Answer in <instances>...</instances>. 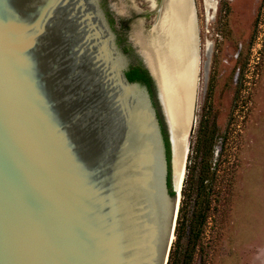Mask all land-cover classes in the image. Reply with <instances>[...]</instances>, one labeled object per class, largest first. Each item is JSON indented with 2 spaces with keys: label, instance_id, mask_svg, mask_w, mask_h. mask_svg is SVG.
Masks as SVG:
<instances>
[{
  "label": "water",
  "instance_id": "obj_1",
  "mask_svg": "<svg viewBox=\"0 0 264 264\" xmlns=\"http://www.w3.org/2000/svg\"><path fill=\"white\" fill-rule=\"evenodd\" d=\"M153 1L142 35L156 31L167 0ZM136 45L158 87L171 161L101 0H0V264L169 263L195 76L181 93L177 167L159 77Z\"/></svg>",
  "mask_w": 264,
  "mask_h": 264
},
{
  "label": "rangeland",
  "instance_id": "obj_2",
  "mask_svg": "<svg viewBox=\"0 0 264 264\" xmlns=\"http://www.w3.org/2000/svg\"><path fill=\"white\" fill-rule=\"evenodd\" d=\"M193 1L200 76L168 264H264V0ZM101 3L138 44L148 2Z\"/></svg>",
  "mask_w": 264,
  "mask_h": 264
},
{
  "label": "bare ground",
  "instance_id": "obj_3",
  "mask_svg": "<svg viewBox=\"0 0 264 264\" xmlns=\"http://www.w3.org/2000/svg\"><path fill=\"white\" fill-rule=\"evenodd\" d=\"M205 2L207 4V11L214 9L208 0ZM148 3L151 4V7L154 6L153 0H148ZM135 38L140 42V46L143 53L147 56L149 65L159 77L163 89V102L165 104L166 114L173 130V138L175 140V165L178 167L179 156H181L182 152V131L184 124L187 125L184 109L186 107V100L182 97L181 93L182 91L186 92L188 89L190 90L191 78L195 76L193 88L196 89L194 91L196 92L195 97L197 98L200 76V57L198 55L200 51L197 47L198 35L196 23H193L192 16H190L189 9H187V1L167 0L156 31L148 36L136 32ZM186 74H189V81L185 79ZM182 105L184 111L182 110ZM182 111L183 113H181ZM194 118L195 110L191 129L194 125ZM185 152L187 154V160L183 162L177 183L180 189H183L186 175L189 141L186 145Z\"/></svg>",
  "mask_w": 264,
  "mask_h": 264
},
{
  "label": "flooded vegetation",
  "instance_id": "obj_4",
  "mask_svg": "<svg viewBox=\"0 0 264 264\" xmlns=\"http://www.w3.org/2000/svg\"><path fill=\"white\" fill-rule=\"evenodd\" d=\"M148 2V0H146ZM156 3L159 4L160 0H156ZM142 4V3H141ZM149 9H140L142 11L143 16L142 17H137V21L141 24H144L145 26V30H147L146 28L149 26V28L151 27L152 24V20L154 18V14L151 13L152 7L151 4H149ZM105 10L106 16L109 20V22L111 23V25L114 27V29L117 32L118 35V41L120 43V45L123 47V49L125 50L126 53L129 54V56L132 58L134 64L132 67H137L139 68L140 72L145 74L146 77L149 79V86H146L152 96L153 102L155 107L157 108L158 111V115L161 121V124L163 126V132L165 134V137L168 141V137H167V131H166V127L164 124V117L162 115V110H161V106H160V102H159V98H158V87L156 84V81L154 80V78L152 77V75L150 74V71L148 70V68L146 67V65L144 64V60L141 57L138 47L136 45V42L134 41V39L131 38H124L122 36L121 33V29L122 27H124L125 24H127L126 22H120L121 28H116L115 24H116V20H115V15L113 14V10L112 8H103ZM137 43L140 45V42L137 41Z\"/></svg>",
  "mask_w": 264,
  "mask_h": 264
},
{
  "label": "trees",
  "instance_id": "obj_5",
  "mask_svg": "<svg viewBox=\"0 0 264 264\" xmlns=\"http://www.w3.org/2000/svg\"><path fill=\"white\" fill-rule=\"evenodd\" d=\"M127 77L131 82H139L145 86H149V79L146 77L145 74L141 73L139 68L137 67H131L130 71L127 73ZM167 147H168V159L170 160V148H169V143L166 139ZM169 186L171 188V176L169 175V180H168ZM182 192V196H183ZM182 213V208L179 210V214ZM179 218V215H178ZM177 231V228H176ZM176 234V232H175Z\"/></svg>",
  "mask_w": 264,
  "mask_h": 264
}]
</instances>
